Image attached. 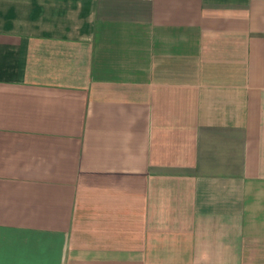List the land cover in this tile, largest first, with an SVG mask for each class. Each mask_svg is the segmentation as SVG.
Returning a JSON list of instances; mask_svg holds the SVG:
<instances>
[{"label":"crops","instance_id":"1","mask_svg":"<svg viewBox=\"0 0 264 264\" xmlns=\"http://www.w3.org/2000/svg\"><path fill=\"white\" fill-rule=\"evenodd\" d=\"M0 264H264V0H0Z\"/></svg>","mask_w":264,"mask_h":264}]
</instances>
